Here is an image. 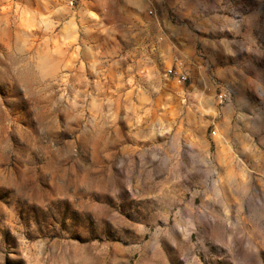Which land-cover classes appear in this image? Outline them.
<instances>
[{
	"label": "rangeland",
	"instance_id": "rangeland-1",
	"mask_svg": "<svg viewBox=\"0 0 264 264\" xmlns=\"http://www.w3.org/2000/svg\"><path fill=\"white\" fill-rule=\"evenodd\" d=\"M0 264H264V0H0Z\"/></svg>",
	"mask_w": 264,
	"mask_h": 264
},
{
	"label": "built area",
	"instance_id": "built-area-1",
	"mask_svg": "<svg viewBox=\"0 0 264 264\" xmlns=\"http://www.w3.org/2000/svg\"><path fill=\"white\" fill-rule=\"evenodd\" d=\"M145 2L147 4L148 13L156 15L159 10V3L161 0H145ZM167 71L172 78L181 84H184L190 76L189 67L186 66L179 57H176L175 62L168 66ZM218 97L221 100L226 98L227 92L225 90H221Z\"/></svg>",
	"mask_w": 264,
	"mask_h": 264
}]
</instances>
